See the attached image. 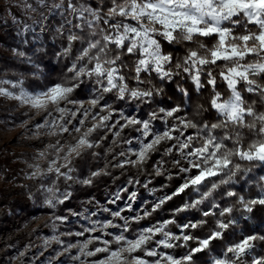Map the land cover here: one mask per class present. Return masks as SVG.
Masks as SVG:
<instances>
[{
	"label": "snow or ice",
	"instance_id": "obj_1",
	"mask_svg": "<svg viewBox=\"0 0 264 264\" xmlns=\"http://www.w3.org/2000/svg\"><path fill=\"white\" fill-rule=\"evenodd\" d=\"M40 3L43 4L44 0H40ZM105 8L107 11H104ZM52 9L61 10L63 23L57 32L63 33L64 25L68 26V46L64 54L71 52L73 42L79 41L82 47L68 69L72 73L71 81L56 83L36 94L21 89L16 98L22 102L34 108L54 105L63 120L65 116L75 117L78 112L86 118L91 109L104 100L105 93H114L117 100H131L141 104L161 95L163 88H141V85L151 84L150 79L146 81L142 78L143 75L151 76L154 73L163 83L184 74L197 91L204 89L205 85L212 89L210 107L215 110L218 120L211 124L193 122L192 119L177 115L184 111L179 105L153 110L147 119L120 113L121 119L126 121L121 128L131 126L139 133L126 140L128 145L134 142L138 145V148L128 149L136 159L128 157L120 167L125 164L143 165L162 142H173L165 149V154L174 150L180 153V159L174 163L179 168L182 183L171 195L159 198L152 212L189 189L198 198L175 208L171 218L144 227L131 237L125 235L129 231V223L127 218L121 216L124 209L111 212L113 217L124 220L122 227L113 224L111 220L101 223L85 217L90 220L92 227L85 228L84 232H95L97 225L101 229H107L110 225L113 228L121 227V231L111 240H103V247L88 250L93 239L101 240L100 235L88 239L80 247V254L85 257L105 254L104 258L94 260L91 264H196L199 254L211 251L214 242L222 240L230 228L237 226L238 219L234 212L247 219L245 213H253L258 206L264 208V185L260 186V191L252 198L239 194L234 187L240 176L253 170L238 161L264 164V110H261L264 109V83L261 82L264 81V0H106V3H97L95 7L86 4L77 7L72 0H68L66 8L61 0V3L52 5ZM73 20L76 22L73 23ZM25 29H28L27 25ZM205 40L214 42L209 46L203 42ZM162 42L169 45L190 43L193 47H185L184 55L177 56L171 51H165ZM19 55L23 56L24 53L20 52ZM132 57H135L131 60L133 67L126 74L125 69ZM129 78L137 82L135 87H129ZM218 80L229 92L226 97L217 91ZM87 82L95 85V96L89 101V108H85L82 102L75 111L60 106L62 101L76 104L77 101L69 97ZM180 92L182 96L191 99L187 89L180 88ZM0 94L12 95L4 88H0ZM104 108L112 109V106L105 103L96 114L99 115V111ZM113 111L100 116L101 122L98 125L93 124L66 148L59 143L52 145L62 155L51 161L47 172L57 174V179L63 177L72 180L70 173L74 171L71 167L73 158L80 157L84 150L95 146L89 137L98 127L109 126L105 122L112 118ZM202 111H205L203 106H198L197 113ZM158 118L162 121L163 131L154 128ZM168 118H173V122L169 123ZM78 123L82 126L83 120ZM57 126L61 132L68 131L64 124ZM73 127L75 131H80L75 125ZM246 134L255 138L245 143ZM115 135L118 136L119 132ZM40 155L44 156L45 153ZM120 155L126 154L121 152ZM60 160L63 163H59ZM181 161H185L186 165L181 166ZM39 174L37 166L33 175ZM101 174V171H94L91 177ZM160 174L157 168L156 175ZM91 177L81 183L92 184ZM259 179L264 181V176ZM128 183L139 184V181L130 180ZM143 187L147 188L148 184L145 183ZM222 187L220 199L229 198L225 206H221L215 195ZM46 191L51 194L46 203L53 208L58 204L63 205L71 197L70 192L57 195L58 190L53 187ZM121 191L128 190L123 188ZM120 198L121 194L117 192L111 203H116ZM136 198V191L129 193L128 209L132 208ZM205 202H208L207 210L201 208ZM190 210H196L204 218L216 217L214 229L200 237L192 232L203 227L205 219L177 223V215ZM103 211L109 209L104 208ZM149 215L151 213L145 211L144 216H136L134 219L139 221ZM55 219L65 222L69 217L57 216ZM170 225L178 231H171ZM84 232L77 235H83ZM257 241H264V235H245L238 242L227 245L219 256L212 259L211 264H248L245 257H251V264H264V256L253 255ZM178 248L184 249V252L176 254ZM74 259L80 260V255Z\"/></svg>",
	"mask_w": 264,
	"mask_h": 264
},
{
	"label": "trees",
	"instance_id": "obj_2",
	"mask_svg": "<svg viewBox=\"0 0 264 264\" xmlns=\"http://www.w3.org/2000/svg\"><path fill=\"white\" fill-rule=\"evenodd\" d=\"M31 5L29 7L21 8L16 0H0V80L9 79L17 84V86L24 88L26 91L36 93L46 90L48 87L56 83L71 81L72 73L68 71L71 67L75 57L79 55V50L82 45L79 41L73 42L72 50L68 55L64 54V49L68 46L67 35L68 31L62 34L57 32V26L62 22L61 19H56L52 26L45 32L36 34L34 27L40 23V17L28 26V29L22 30L21 26L15 25V22L26 21L31 18L36 8L40 5V0H27ZM61 3V0H44V3ZM65 8L68 0H63ZM72 3L77 7L80 4H86L95 7L97 3L104 4L106 0H72ZM60 11L56 15L60 16ZM107 11V8L104 9ZM55 15V14H54ZM79 34V33H78ZM204 43L211 46L212 40H205ZM165 51H171L177 56L184 55L185 47H193L192 44L185 45H169L167 42H162ZM23 52L24 55H19ZM135 57L129 58L128 68L125 73L133 67L131 60ZM215 74V71H214ZM143 79L151 80V84L141 85L144 87H160L164 91L161 95L154 96L151 101L145 103H137L131 100H117L114 93H105L104 98L113 100L114 110L112 112V120L119 111L124 110L130 115H135L138 118L147 117L148 114L161 107L170 109L174 106H181L184 111L178 113L193 122L204 121L209 124L217 122L218 117L215 110L210 107V99L212 96V89L205 85L204 89L197 91L191 80L184 74L174 77L172 81L161 82L153 73L151 76L143 75ZM204 77H202L203 81ZM22 81V83H20ZM264 83V81H261ZM129 87H135L137 82L134 79H128ZM95 85L92 82H87L79 89H77L69 98L83 99L94 92ZM180 88L187 89L191 95V99L182 96ZM217 91H220L225 97L229 94L226 86L221 84L218 80ZM248 96L246 95V99ZM256 100V97H251ZM257 105L259 102L257 100ZM198 106H203L205 111L197 113ZM48 106L47 108H49ZM264 110V109H261ZM110 110L103 111L106 115ZM43 111H40L42 113ZM39 113V114H40ZM8 115L16 116V113H10V110L3 108L1 117ZM170 119V118H169ZM109 120V121H110ZM105 122L106 124L109 122ZM101 121L97 122L98 125ZM93 125V124H92ZM92 125L90 127H92ZM89 127V128H90ZM106 127H98L89 137L94 142V147L86 149L82 152L80 157H74L71 167L74 169L70 175L75 180L72 186H66L64 178H56L54 172H47L49 163L53 159H57L58 153L56 149L48 146L41 151L30 150H13L8 146H0V178L5 183H14L21 181L25 176L32 171L34 166L41 168L39 175L35 176V181H30V191L28 195L22 197L16 196L6 201L0 200L3 204L0 210V231H2L9 221L23 220L28 218L31 214L40 210L47 211L48 221H52L55 216L66 214L71 208H76L78 200L82 197L95 196L101 202L105 201L107 194L104 192L105 188L109 190H117L121 194L119 203L121 204L124 197L131 191L137 192V198L132 204V210L124 213L129 223V231L125 235L132 236L140 229L163 222L172 216L175 208L182 206L185 202H191L196 199L197 194L191 189L186 190L185 193L173 197L172 200L167 201L161 209L152 212L155 203L158 202L156 196L149 193L148 187L145 188V183L148 186L157 188V194L171 195L172 192L180 184V176L171 163V154H165V145L168 142H162L157 147V151L150 155V158L143 165L133 166L127 165L124 167H111L113 154H118L122 148L117 146L115 142L111 141L109 135L106 133ZM87 131V130H85ZM84 131V132H85ZM192 131V130H189ZM83 132V133H84ZM135 132L133 127L124 128L120 140L124 141ZM82 133V134H83ZM81 134V135H82ZM78 138V137H77ZM255 137L245 135V143L250 142ZM76 139V138H75ZM69 142L72 143L74 140ZM66 146L62 147H67ZM57 145V144H56ZM61 146V145H60ZM45 153L41 156L40 153ZM162 159L167 164V172L160 170V175H156V159ZM245 167H252V171L247 175L240 176L238 183L235 184V189L239 194H243L246 198L254 197L259 191L260 186L264 185V181H260V177L264 176V164H249L246 161H238ZM62 163V160L59 161ZM64 169H62L63 171ZM94 171H101L102 174L97 177H91ZM92 184H83L82 180L90 178ZM171 177V178H169ZM31 178V177H30ZM139 181V184H129V181ZM53 187L57 191V195L63 192H70L71 197L63 205H56L54 208L46 203V199L51 195L46 189ZM227 187V186H223ZM218 190L216 195L217 201L221 206H225L229 202V198L220 199ZM127 188V192H122L121 189ZM205 190V189H202ZM62 198V197H61ZM234 203V201H231ZM139 208V212L137 211ZM202 209H208V202L201 206ZM148 211L151 215L142 220H135L136 216H144L143 213ZM143 214V215H140ZM238 219L237 226L230 228L222 240L214 242L211 251L199 254L196 258V264H211L214 257L219 256L229 244H232L245 235L257 234L264 235V208L257 207L253 213L247 214L248 218L240 217V213L234 212ZM130 218V219H129ZM133 218V219H132ZM132 219V220H131ZM177 223L183 224L189 220L198 221L205 219L206 223L203 227L193 230L192 234L195 236L204 237L215 227L216 217L204 218L196 210H190L185 213L178 214ZM114 221L123 226L124 223L120 218H115ZM121 227L114 228L115 232L121 231ZM169 228L173 232H177L175 226L170 225ZM116 235V234H115ZM108 240L113 238V235L106 236ZM255 251L258 256H264V241H257ZM172 251V250H166ZM184 249L178 248L175 250L176 254H182ZM0 264L1 258H0Z\"/></svg>",
	"mask_w": 264,
	"mask_h": 264
},
{
	"label": "rangeland",
	"instance_id": "obj_3",
	"mask_svg": "<svg viewBox=\"0 0 264 264\" xmlns=\"http://www.w3.org/2000/svg\"><path fill=\"white\" fill-rule=\"evenodd\" d=\"M16 1L19 3L21 8L29 7L31 5L27 0ZM43 4L40 3L39 7L35 9L33 16ZM75 22L76 21L73 20V23ZM65 31H68V27ZM0 88H4L8 92L12 93V95L0 94V146H8L13 150L25 149L33 152L41 151L50 145H56L58 143L61 146H66L71 140L79 137L92 124L99 122L100 116L104 115L103 111L114 110L113 100L110 98H104L100 104L91 109L86 118L78 112L75 117H71L69 115L65 116L64 119L61 120V114L56 111V106L54 105H48L50 106L49 108H34L30 104H26L16 98L20 95L21 89L30 94H36L38 92H28L24 88L20 86L18 87L15 82L9 79L0 80ZM94 96L95 92L83 99L69 98L70 100L77 101V103L71 104L67 101H62L60 106L75 111L79 106V103L82 102L85 108H89V101ZM105 103L111 104L112 109L104 108L102 111H99V115H97V111L100 110L101 106ZM3 108L10 110V113H16L17 115H8L7 117L2 118L1 113ZM40 111L43 112L40 113ZM117 111H119V114L110 120L107 123L109 126L106 127V133L109 135L110 140L122 148V151L118 154H113L111 156V167L114 168L120 167L119 165L128 157L133 160L136 159L135 156H132L131 153H129L128 149L130 147L138 148V145L135 142L132 145H128L126 140L139 135V133L135 131L133 135L128 137L126 140H120L124 129L121 128V125L126 122L121 119L120 113L123 112L125 116L138 117L130 115L124 110ZM93 116H95V119H93ZM147 118L148 116L139 119ZM80 120H83L82 126L78 123ZM172 122L173 118H170L169 123ZM59 124H64V126L68 128V131L61 132L57 126ZM73 125L78 127L80 131H75ZM154 128L163 131V124L159 118L154 122ZM116 132H119L118 136L115 135ZM171 143L173 142L166 143L165 149L170 147ZM121 152H124L126 155L121 156ZM170 154L171 163L179 173V168L174 162L180 159V153L179 151L174 150ZM50 164L51 162L48 167ZM127 165L132 164H125V166ZM185 165L186 162L181 161V166ZM156 166L159 170L163 169L166 172L168 170L166 162L159 159V157L156 159ZM36 170L37 166H34L32 171L28 173L23 180L14 183H4L0 178V200L3 202L16 196L22 197L24 195H28L30 191L29 182L35 181L36 175H33V173L36 172ZM179 176L180 183H182V176ZM74 181L75 180L73 179H64V183L68 187L72 186L75 183ZM148 190L149 193L156 196L157 200L165 196L161 193L157 194V188L154 186H148ZM104 192L107 194V198L103 202L95 196L80 198L76 208H71L66 212V214L59 215L69 217V219L65 222L55 219L57 216H55L52 221L47 222L48 213L44 210L35 212L23 220L9 221L5 228L0 231V258L2 264H91L94 260L104 258L105 254L103 253H98L95 257H85L80 254V247L88 239L97 235L101 236V240L96 241L93 239V243L89 245L88 250H94L95 247H103L104 245L102 241L107 239L106 236L109 233L114 236L115 234H119L120 231L115 232L111 225L107 229H101L100 226L97 225L96 231L92 233L84 232V229L92 227L90 220L99 221L101 223L111 220L113 224L118 225L114 219L120 217H113L111 212L120 211L121 209H124L127 212L132 210V208H127V203H129L127 197L130 192L124 197L121 204L119 203V200H117L116 203H111V201L115 199V194L119 191L105 188ZM2 206L3 204L0 202V210L2 209ZM104 208L109 209V211H103ZM124 210L121 212V216L126 218L127 214L124 213ZM137 211L139 212V208ZM72 213H76V215H72ZM92 213L96 214L92 215ZM85 217H90V220L85 219ZM121 221L124 223L123 219H121ZM79 232H84V234L77 235ZM78 255H80V260L74 259ZM253 255L258 256L255 250ZM245 259L248 261V264H251V257H245Z\"/></svg>",
	"mask_w": 264,
	"mask_h": 264
},
{
	"label": "built area",
	"instance_id": "obj_4",
	"mask_svg": "<svg viewBox=\"0 0 264 264\" xmlns=\"http://www.w3.org/2000/svg\"><path fill=\"white\" fill-rule=\"evenodd\" d=\"M54 4H57V3L52 2L49 4H43L41 6V8H39L36 11L35 15L32 16L33 18H29L26 21L15 22L14 24L21 26L22 30H25L26 25L29 26L30 24H32L37 19V17H40V23L37 27H34L33 31L36 34L45 32L52 26L53 22L56 19L62 20L61 16L56 15V12L58 11V9L57 10L52 9V5H54ZM62 23H63V21L57 26V28H60ZM67 27L68 26L64 25L65 30L67 29ZM59 34H62V33H59Z\"/></svg>",
	"mask_w": 264,
	"mask_h": 264
}]
</instances>
